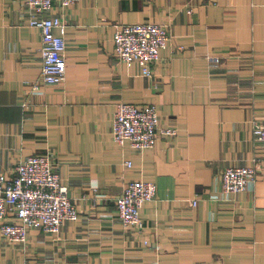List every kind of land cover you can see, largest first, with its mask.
Masks as SVG:
<instances>
[{
  "label": "crops",
  "instance_id": "crops-1",
  "mask_svg": "<svg viewBox=\"0 0 264 264\" xmlns=\"http://www.w3.org/2000/svg\"><path fill=\"white\" fill-rule=\"evenodd\" d=\"M28 15L23 0H0V173L51 152L79 214L57 235L30 228L25 245L0 235V264H264V156L252 134L264 123V0L54 6L48 15L66 23L65 79L39 92L41 32ZM146 21L171 35L150 77L113 54L115 26ZM119 101L154 104L176 134L144 150L115 143ZM230 165L254 166L253 188L211 200ZM138 178L156 195L142 206L143 229H127L114 200Z\"/></svg>",
  "mask_w": 264,
  "mask_h": 264
},
{
  "label": "built area",
  "instance_id": "built-area-1",
  "mask_svg": "<svg viewBox=\"0 0 264 264\" xmlns=\"http://www.w3.org/2000/svg\"><path fill=\"white\" fill-rule=\"evenodd\" d=\"M28 10L27 22L41 32L38 79L31 89L39 92L44 84H59L65 79V29L60 15H48L57 6L61 11L78 0H23ZM168 24L157 22H127L115 26L113 54L126 65L137 63L141 74L150 77L160 50L170 42ZM25 105V104H24ZM111 137L117 144L126 141L136 150L154 146L158 134L173 136L176 128L160 125L159 113L154 104L138 106L119 101L115 104L111 123ZM253 139L264 156V123L254 124ZM131 166L130 160L124 161ZM13 173H0V235L3 240L25 245L30 228L57 235L65 220H75L78 210L62 182L51 152L26 156L13 167ZM256 180L252 165H230L223 168L217 184L210 193L213 201H228L244 190H251ZM156 195V184L138 178L128 181L114 200L115 211L127 229H143L142 206ZM197 198L190 199L195 205ZM146 243V240H143ZM24 264H29L26 261Z\"/></svg>",
  "mask_w": 264,
  "mask_h": 264
}]
</instances>
